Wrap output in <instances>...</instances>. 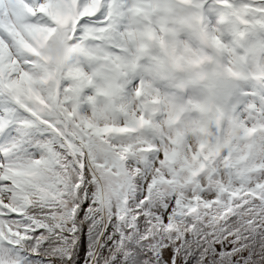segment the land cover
<instances>
[{
    "label": "snow or ice",
    "instance_id": "6c2138e0",
    "mask_svg": "<svg viewBox=\"0 0 264 264\" xmlns=\"http://www.w3.org/2000/svg\"><path fill=\"white\" fill-rule=\"evenodd\" d=\"M0 264H264V0H0Z\"/></svg>",
    "mask_w": 264,
    "mask_h": 264
}]
</instances>
